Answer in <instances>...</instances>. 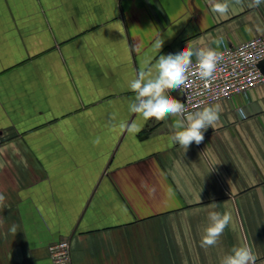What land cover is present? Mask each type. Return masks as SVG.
Instances as JSON below:
<instances>
[{
	"label": "crops",
	"instance_id": "crops-1",
	"mask_svg": "<svg viewBox=\"0 0 264 264\" xmlns=\"http://www.w3.org/2000/svg\"><path fill=\"white\" fill-rule=\"evenodd\" d=\"M249 2L0 0V264H52L61 240L72 264H220L243 244L264 264V85L219 102L187 152L175 118L129 111L128 81L159 55L264 36ZM210 211L232 221L205 249Z\"/></svg>",
	"mask_w": 264,
	"mask_h": 264
},
{
	"label": "clouds",
	"instance_id": "clouds-1",
	"mask_svg": "<svg viewBox=\"0 0 264 264\" xmlns=\"http://www.w3.org/2000/svg\"><path fill=\"white\" fill-rule=\"evenodd\" d=\"M235 4H242L243 0H234ZM264 0H250L248 7H259ZM213 13L225 16L229 12V0H208ZM212 44L217 47L223 42V36L214 38ZM164 40L157 39L155 49L160 52L163 47ZM193 57H195L198 65V75L206 83L214 78V71L217 63L222 59L219 52L211 47L193 48L185 46V48L175 54L169 53L159 55L155 64L141 69L137 74L128 81L129 89L135 93V98L129 104V111L138 114L144 120L156 119L165 120L173 117L170 140L178 144L187 152L189 147L195 143L201 144L204 139V133L209 127L213 128L220 119L223 111L219 103L202 107L198 111H187L185 104L169 94L170 90H181L186 83L189 70L192 67ZM115 117L113 116V119ZM121 128L130 133L140 131L135 123L121 125ZM94 144H99L100 139L97 137ZM6 197L0 192V212L5 207ZM215 208L217 204H210ZM232 221L230 212L225 211L221 214L218 211H210L208 213V225L204 228L201 237L200 246L209 248L216 246L222 236L225 228ZM3 218L0 217V224ZM19 226L11 225L10 231L15 234ZM257 256L252 248L247 244L234 246L230 254L225 255L220 264H256Z\"/></svg>",
	"mask_w": 264,
	"mask_h": 264
},
{
	"label": "built area",
	"instance_id": "built-area-1",
	"mask_svg": "<svg viewBox=\"0 0 264 264\" xmlns=\"http://www.w3.org/2000/svg\"><path fill=\"white\" fill-rule=\"evenodd\" d=\"M222 59L217 63L214 78L205 82L198 75V65L193 57L192 67L181 90H170L179 95L187 111H198L202 107L234 96L247 97L257 86L264 85V74L258 64L264 61V36H255L238 45H226L217 51ZM52 264H72L68 240H61L49 248Z\"/></svg>",
	"mask_w": 264,
	"mask_h": 264
},
{
	"label": "water",
	"instance_id": "water-1",
	"mask_svg": "<svg viewBox=\"0 0 264 264\" xmlns=\"http://www.w3.org/2000/svg\"><path fill=\"white\" fill-rule=\"evenodd\" d=\"M258 67L260 68L261 72L264 74V61H261V62L258 64Z\"/></svg>",
	"mask_w": 264,
	"mask_h": 264
}]
</instances>
